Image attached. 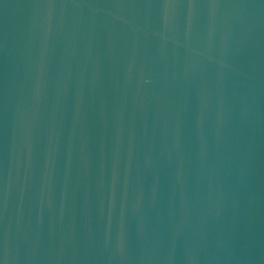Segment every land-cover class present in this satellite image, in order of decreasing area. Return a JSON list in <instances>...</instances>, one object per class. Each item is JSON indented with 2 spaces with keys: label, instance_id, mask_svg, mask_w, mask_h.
Masks as SVG:
<instances>
[{
  "label": "water",
  "instance_id": "water-1",
  "mask_svg": "<svg viewBox=\"0 0 264 264\" xmlns=\"http://www.w3.org/2000/svg\"><path fill=\"white\" fill-rule=\"evenodd\" d=\"M0 264H264V0H0Z\"/></svg>",
  "mask_w": 264,
  "mask_h": 264
}]
</instances>
